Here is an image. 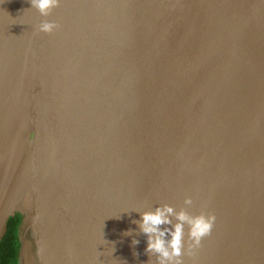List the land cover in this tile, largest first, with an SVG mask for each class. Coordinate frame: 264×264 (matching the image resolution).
<instances>
[{
    "label": "water",
    "instance_id": "obj_1",
    "mask_svg": "<svg viewBox=\"0 0 264 264\" xmlns=\"http://www.w3.org/2000/svg\"><path fill=\"white\" fill-rule=\"evenodd\" d=\"M30 7L0 0V241L19 213L18 264H149L130 209L185 196L216 216L185 264H264V0Z\"/></svg>",
    "mask_w": 264,
    "mask_h": 264
},
{
    "label": "clouds",
    "instance_id": "obj_2",
    "mask_svg": "<svg viewBox=\"0 0 264 264\" xmlns=\"http://www.w3.org/2000/svg\"><path fill=\"white\" fill-rule=\"evenodd\" d=\"M31 7L41 16H48L60 0H30ZM58 25L55 21L44 20L37 26L38 32L51 33ZM178 210L169 203L155 206H141L130 210L138 212L140 218L133 221L138 230L146 237L145 252L149 255V264H185L184 257H192L201 247L202 239L210 235L216 216L213 212L201 210L192 214L187 208L193 205L190 196H185ZM128 230L125 234H131ZM139 243L133 239L132 244ZM154 257V261L152 260Z\"/></svg>",
    "mask_w": 264,
    "mask_h": 264
},
{
    "label": "trees",
    "instance_id": "obj_3",
    "mask_svg": "<svg viewBox=\"0 0 264 264\" xmlns=\"http://www.w3.org/2000/svg\"><path fill=\"white\" fill-rule=\"evenodd\" d=\"M20 220L21 215L19 213L8 220L7 231L0 241V264H18L19 239L17 228Z\"/></svg>",
    "mask_w": 264,
    "mask_h": 264
}]
</instances>
